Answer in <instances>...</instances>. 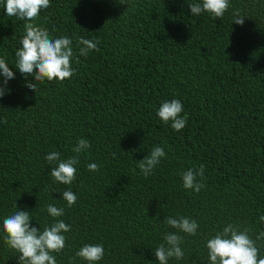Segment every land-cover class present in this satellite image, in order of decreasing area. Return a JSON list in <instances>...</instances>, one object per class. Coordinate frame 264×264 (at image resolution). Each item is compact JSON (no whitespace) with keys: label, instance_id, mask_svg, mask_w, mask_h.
Masks as SVG:
<instances>
[{"label":"trees","instance_id":"trees-1","mask_svg":"<svg viewBox=\"0 0 264 264\" xmlns=\"http://www.w3.org/2000/svg\"><path fill=\"white\" fill-rule=\"evenodd\" d=\"M194 2L50 0L37 25L72 40L75 74L32 92L15 56L27 21L7 16L0 0V58L15 73L0 98V264L19 255L3 240V220L27 211L42 231L54 222L49 204L71 226L56 264H87L76 256L85 244L103 245L98 264H159L154 250L175 231L168 217L199 224L195 236L181 233L184 256L168 264H209L206 242L227 224L251 228L254 240L264 232V0H229L221 19L191 15ZM80 38L99 41V51L79 55ZM173 99L187 115L179 132L157 116ZM80 139L90 148L77 179L55 182L45 157L75 156ZM156 146L166 156L145 178L138 162ZM201 165L205 187L185 189L182 174ZM69 189L78 197L71 208ZM257 247L264 258V238Z\"/></svg>","mask_w":264,"mask_h":264},{"label":"clouds","instance_id":"clouds-1","mask_svg":"<svg viewBox=\"0 0 264 264\" xmlns=\"http://www.w3.org/2000/svg\"><path fill=\"white\" fill-rule=\"evenodd\" d=\"M132 8L138 7V0H128ZM50 0H6V14L22 21L25 35L20 43L22 47L15 52L16 69L27 81L34 78V83H27L26 87L32 92L36 91L37 82L53 80L63 83L70 79L75 71L72 67L74 51L72 40L68 37L52 38L47 29L37 25L41 10H46ZM191 15L199 16L208 13L214 18L221 19L229 9V0H201L188 5ZM243 25L244 19L236 14L234 22ZM99 41L80 38L78 40L79 55L87 56L90 51H99ZM9 64L0 58V98L4 97L8 82L15 78V73L10 70ZM183 105L179 100L162 102L157 116L165 123L171 124L172 129L179 132L187 123V115H181ZM90 148V143L80 139L73 148L75 156L61 160L59 152H51L45 159L48 164L56 166L51 168L50 175L55 182L71 186L77 179V168L79 155ZM166 156L162 147L156 146L150 154L138 162L141 174L147 178ZM100 165L91 163L88 170L97 172ZM205 169L203 165L198 170L189 169L182 174L183 187L199 193L204 184L200 182ZM62 198L69 208L77 202V195L69 190L62 193ZM15 208L17 209L16 203ZM47 212L53 218V223L40 228L31 226L32 216L27 211L16 210L3 220V240L18 255V264H56V255L60 254L66 247L65 233L71 231V226L63 219L65 209L53 204L47 205ZM264 221V216L260 217ZM167 224L175 231L164 234V243L155 250L154 255L159 264H168L170 258L180 260L184 256L181 245L184 242L181 233L195 236L199 224L185 216L168 217ZM251 228L227 224L222 231L217 232L206 242L209 264H264V258L259 256L257 241L264 238L261 232L254 240L251 235ZM102 244H85L77 252L76 256L86 261L87 264H98L104 257Z\"/></svg>","mask_w":264,"mask_h":264}]
</instances>
